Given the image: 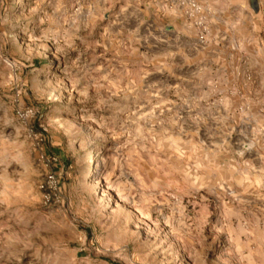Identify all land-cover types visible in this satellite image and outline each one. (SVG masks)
Listing matches in <instances>:
<instances>
[{"label": "rangeland", "instance_id": "374dc122", "mask_svg": "<svg viewBox=\"0 0 264 264\" xmlns=\"http://www.w3.org/2000/svg\"><path fill=\"white\" fill-rule=\"evenodd\" d=\"M0 264H264V0H0Z\"/></svg>", "mask_w": 264, "mask_h": 264}, {"label": "built area", "instance_id": "2783aa9c", "mask_svg": "<svg viewBox=\"0 0 264 264\" xmlns=\"http://www.w3.org/2000/svg\"><path fill=\"white\" fill-rule=\"evenodd\" d=\"M41 160L45 166L44 176L39 182V189L42 192L43 199L46 203L61 202L60 179L54 169L59 159L56 156L45 157V155H41Z\"/></svg>", "mask_w": 264, "mask_h": 264}]
</instances>
